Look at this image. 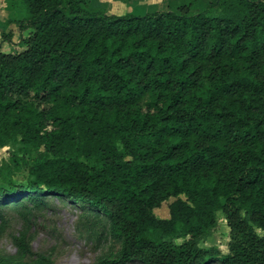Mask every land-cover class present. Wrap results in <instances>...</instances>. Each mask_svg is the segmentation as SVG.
Here are the masks:
<instances>
[{
  "label": "trees",
  "instance_id": "1",
  "mask_svg": "<svg viewBox=\"0 0 264 264\" xmlns=\"http://www.w3.org/2000/svg\"><path fill=\"white\" fill-rule=\"evenodd\" d=\"M4 2L32 32L23 52H0V148L23 153L0 163V219L57 197L120 244L95 264H264V0L145 15ZM219 211L228 253L200 246ZM14 242L0 264H54L30 259L25 233Z\"/></svg>",
  "mask_w": 264,
  "mask_h": 264
},
{
  "label": "rangeland",
  "instance_id": "2",
  "mask_svg": "<svg viewBox=\"0 0 264 264\" xmlns=\"http://www.w3.org/2000/svg\"><path fill=\"white\" fill-rule=\"evenodd\" d=\"M92 9H103L115 15H145L150 12H166L187 0H87ZM198 9L204 8L205 3L212 0H199ZM11 15L6 9L4 0L0 1V52L18 54L26 49L24 38L31 34V30L23 31L19 24L8 23ZM4 34L6 37L4 38ZM13 152L23 153L10 146L0 148V163L9 161ZM28 173L21 169L14 176V180L24 183ZM174 199L164 203L154 211L160 219L169 218V205ZM31 209L28 218H23L21 210L6 209L4 218L0 219V255H18V248L14 238L21 233L26 234L32 256L38 254L49 257L54 264H95L99 258L116 253L120 244L110 235L100 237L102 228L90 223L93 219L88 208L82 203L65 201L57 197H48L47 206L41 209ZM219 221L217 230L212 237L202 241L201 247H219L228 253L230 229L226 215L219 211L215 215ZM260 235L264 231L257 230ZM182 243L183 240H177Z\"/></svg>",
  "mask_w": 264,
  "mask_h": 264
}]
</instances>
